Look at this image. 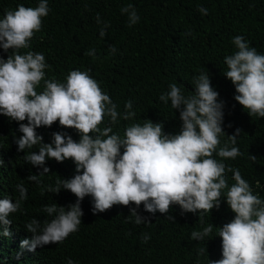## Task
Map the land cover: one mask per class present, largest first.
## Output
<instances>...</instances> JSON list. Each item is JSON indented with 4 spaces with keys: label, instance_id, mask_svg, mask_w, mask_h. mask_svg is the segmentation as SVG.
Here are the masks:
<instances>
[{
    "label": "clouds",
    "instance_id": "obj_1",
    "mask_svg": "<svg viewBox=\"0 0 264 264\" xmlns=\"http://www.w3.org/2000/svg\"><path fill=\"white\" fill-rule=\"evenodd\" d=\"M197 10L202 15L208 14L202 6ZM50 11L48 0H39L34 8L20 4L16 10H7L0 19V48L4 52L12 50L7 59L0 56V115L21 122L19 131L23 135L12 134L18 137L13 143L15 149L23 152L38 146V151H27L23 157L39 173L28 176L27 180L41 186L42 195L46 190L64 193L65 197L58 203L42 206L51 220L41 222L33 217L26 223L25 228L33 234L31 239H24V235L18 238L7 227L0 238L11 236L18 248L29 251L51 243L61 244L79 230L84 215L82 208L92 202L93 214L103 215L109 209L110 213L126 211L127 221L136 225L151 223L142 216L141 207L155 215L157 211L167 214L172 205H179L182 215L199 213L203 225L202 214L218 208L222 190L228 189L226 200L235 218L219 227L222 258L210 264H264V200L253 194L239 169L213 158L214 152L223 160H234L243 153L236 146L240 129L228 135L217 152L219 137L226 134L222 127L225 102L218 101L219 93L211 84L210 72L201 71L193 77L195 91L191 95L185 96L177 83H170L168 91L160 94L159 101L165 105L171 101L172 109L179 110L180 115L177 112L174 115L175 124L179 119L182 121L179 134H166L168 129L165 127L164 132L163 123L147 120L143 125L131 124L121 137L113 132V127L100 125L105 116L112 126L120 119L133 120L136 113L131 99L126 102L124 112L119 113L117 104L103 92L90 70H71L66 83L45 79V69H51L45 56L34 51L20 53L21 49L30 48V40L41 30L43 18ZM120 11L127 15L129 28L139 23L140 16L133 4L123 6ZM95 20L102 24L99 37L103 40L110 23L103 22L99 13ZM232 43L236 51L224 57L227 70L223 74L235 86L238 94L234 98L248 114L264 118V54L250 47L242 35L233 37ZM108 52L114 55L115 45L109 46ZM84 55L96 59V49H89ZM41 81L44 86L39 93L36 89ZM25 120L27 123H23ZM39 127L44 134L57 129L51 143L43 142V136L36 131ZM58 128L64 133L57 132ZM65 128L77 130L79 142L67 135ZM48 159L57 162L71 159L76 174L70 179H58L55 186H43L42 177L50 172L45 166ZM4 163L0 150V166ZM226 172L232 173L235 181L230 188ZM15 191L19 193L15 203L10 195L0 197V222L4 226L13 223L10 214L23 211L22 203L28 199L23 182L15 186ZM167 220L174 222L175 217L169 215ZM212 232V224L203 226L201 231L191 232V240L204 241ZM150 239L149 234H141L142 243ZM181 247L184 245L177 243L168 249ZM198 254L204 255V249ZM45 257L39 256L32 264H53ZM67 264L76 262L69 258Z\"/></svg>",
    "mask_w": 264,
    "mask_h": 264
},
{
    "label": "trees",
    "instance_id": "obj_2",
    "mask_svg": "<svg viewBox=\"0 0 264 264\" xmlns=\"http://www.w3.org/2000/svg\"><path fill=\"white\" fill-rule=\"evenodd\" d=\"M38 3L39 0H0V19L7 10H16L20 4L34 8ZM48 4L51 11L43 18L41 30L30 40V48L21 49L20 53L34 51L45 56L46 63L51 65V69H45V79L55 78L66 83L65 78L71 70H90L89 74L99 82L103 92L117 104L119 113L124 112L126 102L131 99L136 113L133 120L120 119L112 126L105 116L100 125L101 128L113 127V132L121 137L131 124L143 125L147 120L163 123L164 132L165 127L168 129L166 134H179L182 121L179 119L175 124L174 120L179 110L172 109L171 101L163 104L159 96L168 91L170 83H177L185 96L191 95L195 91L193 77L201 71H209L211 84L219 93L218 101L225 102L222 127L226 134L220 135L217 152L228 140V135L240 129L236 146L243 153L234 160H223L214 152L213 158L239 169L253 194L264 200V118L248 114L234 98L238 94L235 86L223 74L227 70L224 57L236 51L232 38L237 35L244 36L250 47L264 54V0H48ZM127 4H133L140 16L139 23L131 28L127 26V15L120 11ZM198 6L206 8L208 14L202 15ZM97 13L103 22L110 23L108 35L103 40L99 37L102 24L95 20ZM111 45L117 48L114 55L108 52ZM92 48L96 49V59L84 55ZM11 52V49L4 52L0 48V56L4 59ZM43 86L41 81L36 91L42 92ZM19 123L0 115V150L5 161L0 166V197L10 195L15 203L19 196L15 186L23 182L28 199L22 203L23 211L10 214L13 221L10 226L0 222V235L7 227L14 236L24 235V239H31L33 234L25 228L26 223L33 217L41 222L51 220L42 206L62 201L65 194L45 190L42 195L41 186L27 180L28 176L39 173L23 157L27 151H38V146L23 152L14 148L18 137L12 134L23 135ZM36 131L43 136L44 143L52 142L55 131L52 133L50 129L44 134L40 127ZM65 131L79 142L77 130L65 128ZM57 132L63 130L58 128ZM251 156L256 157L255 161ZM45 166L50 172L42 177L43 186H55L58 179H70L76 174L71 159L63 162L48 159ZM232 175L225 173L229 188L235 183ZM227 191L222 190L218 208L202 214L203 225L199 222V213L182 215L179 205H172L167 214L157 211L155 215L141 207L142 216L151 223L136 225L127 221L126 211L110 213L109 209L103 215L93 214L92 202L82 208L84 215L79 230L61 244L51 243L29 251L18 248L11 236L1 237L0 264H32L44 255L53 264H67L69 258L76 264H210L222 258L219 227L235 218L227 204ZM169 215L175 217L174 222L167 220ZM209 224L213 225L209 237L204 241L191 240L192 231H201ZM142 233L151 236L147 243L141 242ZM177 243L184 247L168 249ZM200 249H204V255L198 254Z\"/></svg>",
    "mask_w": 264,
    "mask_h": 264
}]
</instances>
